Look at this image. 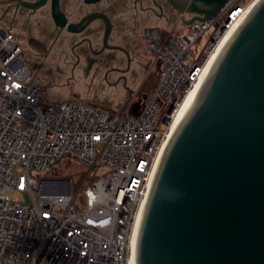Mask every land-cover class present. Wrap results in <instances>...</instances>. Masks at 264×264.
Here are the masks:
<instances>
[{
  "label": "built area",
  "instance_id": "1",
  "mask_svg": "<svg viewBox=\"0 0 264 264\" xmlns=\"http://www.w3.org/2000/svg\"><path fill=\"white\" fill-rule=\"evenodd\" d=\"M259 1L229 0L216 17L142 28L157 83L136 111L133 103L43 102L41 71L0 17V264H131L180 111ZM63 159L82 166L80 184L51 173Z\"/></svg>",
  "mask_w": 264,
  "mask_h": 264
},
{
  "label": "water",
  "instance_id": "2",
  "mask_svg": "<svg viewBox=\"0 0 264 264\" xmlns=\"http://www.w3.org/2000/svg\"><path fill=\"white\" fill-rule=\"evenodd\" d=\"M47 1L61 33L102 20L103 50L113 48L104 13L74 22L61 0L21 5L36 12ZM166 1L191 24L218 16L229 0ZM136 264H264V0L227 42L169 140L142 214Z\"/></svg>",
  "mask_w": 264,
  "mask_h": 264
},
{
  "label": "flooded vegetation",
  "instance_id": "3",
  "mask_svg": "<svg viewBox=\"0 0 264 264\" xmlns=\"http://www.w3.org/2000/svg\"><path fill=\"white\" fill-rule=\"evenodd\" d=\"M22 1L32 3L38 0H6L8 6L7 14L10 11L13 12V21H8L6 15L0 16L5 21L7 19V23L13 28L14 32V21L17 20L21 13H28V16L32 18L41 9L48 8L49 17L51 22H53L50 1H47L46 5L36 12L22 6ZM75 1L78 3L73 5ZM106 1L108 5L104 8L99 5L102 2L97 5H85L77 0H61V9L67 14L74 13L71 18L74 22H78L84 16L93 12L106 14L113 24V30L108 42L113 48L103 50L105 22L96 20L80 34L61 33L59 29H56L60 37L78 36V39L74 40L68 49L64 48L59 52L58 59L72 74L75 71L84 76L93 74L94 79L97 78L102 83L106 82L116 89V103L91 98L87 100V103L119 108L132 104L142 96L147 98L148 93L157 83V70L140 35L141 28L147 26V23L152 21L154 17L171 23V18L178 12L166 0H156L163 7V12L155 6L154 0H128L131 2L132 12L125 5L127 0H121L124 5L121 2L122 5L118 4L119 2ZM90 6L92 8L87 10ZM98 39L100 40V45L96 44ZM55 50L56 48L53 52ZM75 99L80 100V97H75Z\"/></svg>",
  "mask_w": 264,
  "mask_h": 264
},
{
  "label": "rangeland",
  "instance_id": "4",
  "mask_svg": "<svg viewBox=\"0 0 264 264\" xmlns=\"http://www.w3.org/2000/svg\"><path fill=\"white\" fill-rule=\"evenodd\" d=\"M108 1L119 2L118 4L124 5V2H121V0ZM76 3L78 2H73V5ZM99 5L100 7L105 8L107 7L108 2L105 0ZM125 5L129 11L132 12L131 2L127 0ZM7 8L8 6L6 0H0V16L6 15L8 21H13V12L10 11L7 14ZM91 8L92 7L90 6L87 10ZM28 15V13L19 14L17 20L14 21V29L23 45L24 57L29 61L33 71H41V97L43 102L52 103L57 101L72 100L75 99V97H80V100L84 102H88L87 100L91 98L98 99L100 101L108 100L116 103V89L108 85L106 82L102 83L97 78L94 79L93 74L84 76L77 71L72 74V72L67 70L58 59L59 52L64 48L68 49L74 40L78 39V36L60 37V35L56 32L53 22H51L48 8L41 9L32 18ZM171 19L172 21L169 24L173 27L177 24L179 15L175 13ZM165 26H167V23L164 20H158L154 17L152 21L147 23V26H143L142 28ZM96 44L100 45L99 39L96 41ZM55 48L56 50L53 52ZM146 101L147 98L142 96L140 99L133 102L131 110H141ZM98 106L103 109L109 108L106 106ZM81 170L82 166L77 161L63 159L52 174L60 175L62 177H73L75 181H78V184H80L81 178L79 177V173ZM93 175L94 173L91 176L93 177ZM18 197L20 201L23 202V196L18 195ZM78 201L81 204L78 207L83 208L84 203L82 200L79 198Z\"/></svg>",
  "mask_w": 264,
  "mask_h": 264
},
{
  "label": "bare ground",
  "instance_id": "5",
  "mask_svg": "<svg viewBox=\"0 0 264 264\" xmlns=\"http://www.w3.org/2000/svg\"><path fill=\"white\" fill-rule=\"evenodd\" d=\"M232 37V35L228 36L222 43L218 53L216 54V56L214 57L213 61L211 62L210 66H209V72L208 75L214 65V63L216 62L217 58L219 57L220 53L222 52L223 48L225 47V45L227 44V42L230 40V38ZM207 75V77H208ZM206 77V79H207ZM205 82V81H204ZM204 84V83H203ZM202 84V86H203ZM202 86H200L190 97H188V99L186 100L185 104L183 105L180 114L178 116L177 122H176V126H175V130L178 127L179 123L181 122V120L183 119V117L185 116L186 112L188 111V109L190 108L191 104L193 103L194 99L196 98V96L198 95L200 89L202 88ZM175 132V131H174ZM167 148V147H166ZM165 153V152H164ZM137 236H138V232L133 240V249H132V262L131 264H136V243H137Z\"/></svg>",
  "mask_w": 264,
  "mask_h": 264
},
{
  "label": "crops",
  "instance_id": "6",
  "mask_svg": "<svg viewBox=\"0 0 264 264\" xmlns=\"http://www.w3.org/2000/svg\"><path fill=\"white\" fill-rule=\"evenodd\" d=\"M167 23V26L169 27L170 26V24L168 23V22H166ZM167 26H165V27H167ZM116 107V106H115Z\"/></svg>",
  "mask_w": 264,
  "mask_h": 264
},
{
  "label": "trees",
  "instance_id": "7",
  "mask_svg": "<svg viewBox=\"0 0 264 264\" xmlns=\"http://www.w3.org/2000/svg\"><path fill=\"white\" fill-rule=\"evenodd\" d=\"M97 106H98V105H97ZM55 169H56V168H55ZM55 169H54V170H55ZM54 170H52L51 173H53Z\"/></svg>",
  "mask_w": 264,
  "mask_h": 264
}]
</instances>
